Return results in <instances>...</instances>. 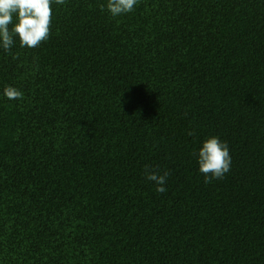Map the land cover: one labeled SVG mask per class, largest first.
Here are the masks:
<instances>
[{
    "label": "trees",
    "instance_id": "obj_1",
    "mask_svg": "<svg viewBox=\"0 0 264 264\" xmlns=\"http://www.w3.org/2000/svg\"><path fill=\"white\" fill-rule=\"evenodd\" d=\"M52 9L38 48L0 46V264H264V0Z\"/></svg>",
    "mask_w": 264,
    "mask_h": 264
},
{
    "label": "clouds",
    "instance_id": "obj_2",
    "mask_svg": "<svg viewBox=\"0 0 264 264\" xmlns=\"http://www.w3.org/2000/svg\"><path fill=\"white\" fill-rule=\"evenodd\" d=\"M53 3L63 5L65 0H0V46L10 51L15 43L14 36H18L22 48H38L50 36ZM137 4L138 0H107V9L115 17L132 12ZM4 95L9 100L23 98V93L11 86L4 89ZM198 164L199 171L206 177L205 183L222 179L231 168L227 143L215 135L204 140L198 152ZM145 175L155 182L157 192L167 191L164 187L169 176L167 171L160 175L145 166Z\"/></svg>",
    "mask_w": 264,
    "mask_h": 264
}]
</instances>
